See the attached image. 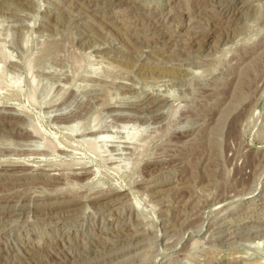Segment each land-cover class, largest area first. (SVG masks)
Instances as JSON below:
<instances>
[{
  "label": "rangeland",
  "instance_id": "obj_1",
  "mask_svg": "<svg viewBox=\"0 0 264 264\" xmlns=\"http://www.w3.org/2000/svg\"><path fill=\"white\" fill-rule=\"evenodd\" d=\"M0 264H264V0H0Z\"/></svg>",
  "mask_w": 264,
  "mask_h": 264
},
{
  "label": "bare ground",
  "instance_id": "obj_2",
  "mask_svg": "<svg viewBox=\"0 0 264 264\" xmlns=\"http://www.w3.org/2000/svg\"><path fill=\"white\" fill-rule=\"evenodd\" d=\"M65 120H66V119H65ZM259 147H260V146H259ZM259 147H258V148H259ZM252 194H253V193H252ZM250 195H251V194H250ZM248 196H249V195H248ZM123 197H124V196H123Z\"/></svg>",
  "mask_w": 264,
  "mask_h": 264
}]
</instances>
